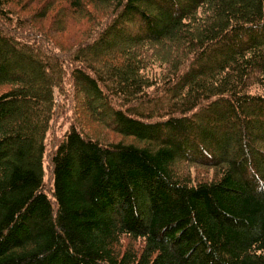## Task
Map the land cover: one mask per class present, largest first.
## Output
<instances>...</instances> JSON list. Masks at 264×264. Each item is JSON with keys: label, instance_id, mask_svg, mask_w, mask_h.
<instances>
[{"label": "trees", "instance_id": "1", "mask_svg": "<svg viewBox=\"0 0 264 264\" xmlns=\"http://www.w3.org/2000/svg\"><path fill=\"white\" fill-rule=\"evenodd\" d=\"M182 2L0 0V264H264V0Z\"/></svg>", "mask_w": 264, "mask_h": 264}, {"label": "rangeland", "instance_id": "2", "mask_svg": "<svg viewBox=\"0 0 264 264\" xmlns=\"http://www.w3.org/2000/svg\"><path fill=\"white\" fill-rule=\"evenodd\" d=\"M180 5L181 4H183L184 2H182L183 0H176ZM165 2H162V4L160 3V4H158L157 3V5L155 4V5H146L145 7H146V13H149V14H151V15H157V19L160 21V22H162L161 20H163V13H161V11L162 12H164L165 10H169L170 9V7L168 6V5H170L169 3H167V4H164ZM184 4H186V3H184ZM160 10V11H159ZM133 22L138 26V24H139V20H137V19H135V20H133ZM68 24H69V22H68ZM67 24V25H68ZM70 24H73V23H70ZM48 24H44V28L45 29H48L49 27L47 26ZM77 26H76V24L75 25H69V27L66 29V35L64 36V33H62V36H61V38L60 39H66V36H67V38H71V36H68V35H70V34H72V30L73 29H75ZM127 29L129 30L130 28L129 27H125V29H124V31H127ZM120 35V34H119ZM57 36H60V34L58 35L57 34ZM121 37V36H120ZM108 42H110V43H112V44H118L119 45V43L121 42V40L120 41H118V42H116L114 39H112V38H109L108 39ZM255 135H259L260 136V134H261V132L257 129L255 132ZM259 168H262V166H259ZM47 175V174H46ZM46 175H45V177L44 178H46Z\"/></svg>", "mask_w": 264, "mask_h": 264}]
</instances>
